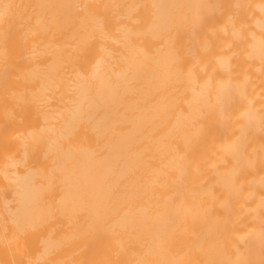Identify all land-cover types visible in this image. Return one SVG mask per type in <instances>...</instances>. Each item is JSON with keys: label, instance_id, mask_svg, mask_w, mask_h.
<instances>
[{"label": "bare ground", "instance_id": "6f19581e", "mask_svg": "<svg viewBox=\"0 0 264 264\" xmlns=\"http://www.w3.org/2000/svg\"><path fill=\"white\" fill-rule=\"evenodd\" d=\"M0 264H264V0H0Z\"/></svg>", "mask_w": 264, "mask_h": 264}]
</instances>
